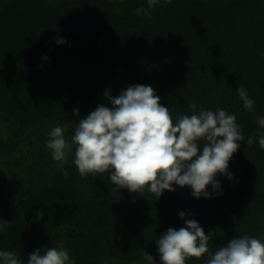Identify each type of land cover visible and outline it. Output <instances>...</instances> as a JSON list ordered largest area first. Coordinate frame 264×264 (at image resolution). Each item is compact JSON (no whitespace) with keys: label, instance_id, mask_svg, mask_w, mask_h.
<instances>
[{"label":"trees","instance_id":"16d2710c","mask_svg":"<svg viewBox=\"0 0 264 264\" xmlns=\"http://www.w3.org/2000/svg\"><path fill=\"white\" fill-rule=\"evenodd\" d=\"M141 7L147 0H0V220L12 222L0 251L21 264L61 241L75 264H149L145 252L161 264L157 240L184 219L213 234V253L239 236L264 242V0H160L150 17L136 15ZM134 85L151 86L174 122L192 103L236 116L245 139L232 178L216 176L219 195L208 185L211 197L197 199L175 184L158 199L147 188L112 193L110 174L80 176L75 146L63 165L52 159L54 127L71 122L70 139L78 120L112 107L106 90L118 97Z\"/></svg>","mask_w":264,"mask_h":264},{"label":"clouds","instance_id":"9594fccd","mask_svg":"<svg viewBox=\"0 0 264 264\" xmlns=\"http://www.w3.org/2000/svg\"><path fill=\"white\" fill-rule=\"evenodd\" d=\"M172 3V0H164ZM148 8L135 9L136 15L151 16V9L160 0H147ZM65 43L63 39L57 41ZM46 59V57H45ZM243 106L253 111L255 101L249 98L243 87L236 89ZM112 107L98 105L86 118L78 120L70 139L66 132L72 123L54 127L49 133L46 148L59 165L67 162L73 146L74 164L81 177L89 174H110L115 185L112 193L127 189L143 195L145 188L160 198L162 193L175 191L173 185L190 186L192 195L210 198L213 192L220 194L221 185L216 176L223 174L232 178L228 171L229 161L244 141L242 129L235 115L222 108L199 110L189 105L191 115H180L176 122L169 108L160 103L151 86L134 85L123 90L118 97L105 91ZM74 114L79 115L74 109ZM264 129V117L258 119ZM203 141L202 150L198 146ZM254 143L249 137L247 144ZM264 150V134L258 140ZM65 178L69 173L64 170ZM191 213L180 212L184 219ZM43 213H37L42 219ZM12 222L0 220V233L11 227ZM185 226L169 228L157 240L161 264H186L189 258L199 260L208 254L207 264H264V242L247 235L231 239L226 246L214 253L209 248L212 233L205 234L195 219H184ZM144 258L154 264V258L147 252ZM0 264H21L15 251H0ZM27 264H75L63 241L43 251L35 250L28 256Z\"/></svg>","mask_w":264,"mask_h":264}]
</instances>
